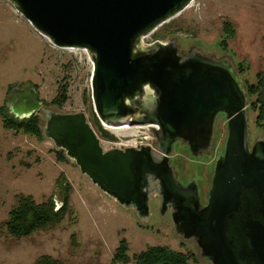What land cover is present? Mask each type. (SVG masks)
<instances>
[{
    "label": "water",
    "instance_id": "1",
    "mask_svg": "<svg viewBox=\"0 0 264 264\" xmlns=\"http://www.w3.org/2000/svg\"><path fill=\"white\" fill-rule=\"evenodd\" d=\"M55 48L83 50L91 61V119L34 100V89L5 106L22 121L43 117L42 139L63 152L114 203L149 222L150 205L170 215L173 233L200 262L264 264V134L250 141L245 86L236 65L177 40H142L195 0H4ZM227 120L207 202L197 182L183 185L171 163L176 143L210 155L216 117ZM148 127L150 146L105 150L119 138L107 128ZM61 204L56 209L59 210Z\"/></svg>",
    "mask_w": 264,
    "mask_h": 264
},
{
    "label": "rangeland",
    "instance_id": "2",
    "mask_svg": "<svg viewBox=\"0 0 264 264\" xmlns=\"http://www.w3.org/2000/svg\"><path fill=\"white\" fill-rule=\"evenodd\" d=\"M230 23L235 33L223 31ZM167 28V30H166ZM165 32L163 38L157 34ZM176 39L181 51L200 49L217 58L232 59L245 86L250 141L264 134V120L256 123L257 96L249 93L258 73L264 74V0H195L184 12L173 17L144 39L166 43ZM226 42L225 48L220 44ZM91 61L83 50L57 49L40 36L7 1L0 0V108L5 118V105L12 98L11 89L19 92L34 89L38 99L52 110L63 113L82 112L91 119ZM68 83L67 99L57 105L60 84ZM29 90V91H31ZM60 100V99H59ZM54 102V103H53ZM0 114V264H34L43 255L62 264H112L119 244L128 247L127 264H135L134 255L154 247H166L180 253L194 252L193 244L175 237L170 215L159 216V201L150 205L148 224L137 222L135 214L124 210L100 192L78 168L62 160L49 140L37 138L22 130H7ZM39 119L40 128L43 117ZM42 129V128H41ZM210 155L196 158L185 145L176 143L170 154L180 180L186 184L194 178L200 188L202 205L207 192L217 152L223 154L227 136L224 116L217 119ZM130 139L134 134H151L150 129L115 131ZM125 142V141H124ZM106 150L113 145L101 140ZM63 153V152H62ZM59 182L70 186V213L49 232L38 231L27 239L13 240L4 224L17 206L20 196H31L36 203L52 198L56 207L61 202ZM196 257H198L196 255ZM190 264H209L191 261Z\"/></svg>",
    "mask_w": 264,
    "mask_h": 264
},
{
    "label": "trees",
    "instance_id": "3",
    "mask_svg": "<svg viewBox=\"0 0 264 264\" xmlns=\"http://www.w3.org/2000/svg\"><path fill=\"white\" fill-rule=\"evenodd\" d=\"M167 30V28H166ZM223 31L233 36L235 31L230 23H224ZM165 32L157 34L159 38H163ZM222 48H225L226 42L223 40L220 44ZM254 85L249 86V93L257 96V109L258 114L256 116L257 125L264 120V74L258 73ZM58 89V102L59 105L67 99L68 83L60 84ZM60 99V100H59ZM54 103V102H53ZM6 107V106H5ZM0 108V114L1 113ZM8 109V108H7ZM2 126L7 130H22L24 133L41 138L39 119L36 115L31 116L29 119H23L22 121L14 118L12 115L9 118H5L3 114ZM59 158L63 159V153L58 152ZM61 190V207L57 210L55 201L52 198H48L41 203H36L31 196H20L17 202V206L10 212L9 220L5 222L4 228L7 229V236L13 240L27 239L36 232H49L57 228L63 220L70 213V186L66 182H59ZM128 247L124 242H121L113 255L112 264H127L129 257H127ZM135 264H190L191 261H197V257L194 252H176L171 251L166 247H154L134 255ZM34 264H62L60 261L52 258L51 256H40Z\"/></svg>",
    "mask_w": 264,
    "mask_h": 264
},
{
    "label": "built area",
    "instance_id": "4",
    "mask_svg": "<svg viewBox=\"0 0 264 264\" xmlns=\"http://www.w3.org/2000/svg\"><path fill=\"white\" fill-rule=\"evenodd\" d=\"M144 39L142 40V43L143 44H147V43H145ZM145 127H134V128H137L138 130H142ZM134 128H132V129H134ZM107 130L111 134L114 133L109 128H107ZM114 135L117 136L115 133H114ZM117 137L119 138V141L116 142V143L112 142L111 144L114 147L122 149V150H123V148H126V147L140 148L141 146H150L153 149H155V147H156L155 139L150 134H145V133H144V135H142V134H134V136H132L130 139H125V138H122L121 136L120 137L117 136Z\"/></svg>",
    "mask_w": 264,
    "mask_h": 264
},
{
    "label": "flooded vegetation",
    "instance_id": "5",
    "mask_svg": "<svg viewBox=\"0 0 264 264\" xmlns=\"http://www.w3.org/2000/svg\"><path fill=\"white\" fill-rule=\"evenodd\" d=\"M29 90H31V89H28L26 92H19L18 91V88L17 87H13L12 89H11V94H12V98L10 99V101H12L13 99H15V97H17V96H21V95H26V94H28L30 91ZM33 95H34V100H39L38 99V96L36 95V93L35 92H33ZM9 101V102H10ZM10 115V114H9ZM220 116H224V114H222V115H218L217 117H216V122H217V119H218V117H220ZM225 118V117H224ZM226 121V125H227V120H225ZM216 122H215V124H216ZM214 129H215V126H214ZM111 144V143H110ZM176 145V144H175ZM174 145V146H175ZM112 148H114V146H112V147H110V148H107L106 150H108V149H112ZM206 155V154H205ZM204 156V155H203ZM198 158H200V157H198ZM215 162V161H214ZM171 163H172V166L174 167V164H173V162H172V157H171ZM213 165H214V163H213ZM175 168V170H176V167H174ZM214 168V167H213ZM176 173H177V178L179 179V181H180V183H182L183 185H185L181 180H180V177H179V175H178V172H177V170H176ZM189 183V182H188ZM187 184V183H186ZM197 186H198V184H197ZM199 191H200V188H199ZM200 196V195H199Z\"/></svg>",
    "mask_w": 264,
    "mask_h": 264
},
{
    "label": "bare ground",
    "instance_id": "6",
    "mask_svg": "<svg viewBox=\"0 0 264 264\" xmlns=\"http://www.w3.org/2000/svg\"><path fill=\"white\" fill-rule=\"evenodd\" d=\"M124 129H130V127L123 126V128H111L110 130L113 131V132H115V131H123Z\"/></svg>",
    "mask_w": 264,
    "mask_h": 264
}]
</instances>
